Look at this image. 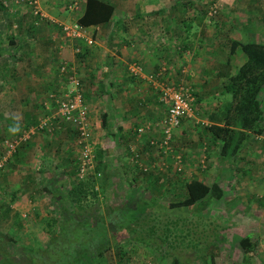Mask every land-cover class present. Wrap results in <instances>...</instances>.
<instances>
[{
    "label": "crops",
    "instance_id": "obj_1",
    "mask_svg": "<svg viewBox=\"0 0 264 264\" xmlns=\"http://www.w3.org/2000/svg\"><path fill=\"white\" fill-rule=\"evenodd\" d=\"M106 1L113 6L108 19L97 22L90 20L82 25L80 36L67 37L61 30V23L78 20L84 12L86 0H39L43 12L41 17L34 13V6L27 1L0 0V123L7 121L21 125L17 120L22 121V119L16 116L17 112L15 114L13 110L7 108L30 107L33 115H30V111L27 112L28 108L23 111L22 122L26 124L30 121L31 124L27 128L33 123H38V115L39 113L41 115L43 109L46 111L44 116L47 115L48 109L45 107L47 100L51 107L55 108L56 104L50 101V94L60 92V87L63 86V80L61 81L63 74L58 71V66L62 60H66L81 79L82 91L89 108L93 143L98 150L97 157H102L106 165L104 169L112 175V180H116L115 186H111L108 181L105 187L111 186L107 189L112 188L113 192H123L122 195L120 194L119 202L134 206L146 204L141 218L143 221L136 226L134 234L130 232L135 238H125L124 246L128 250L126 264H146L147 261L145 262L144 259L154 255V258L159 257V264H174L177 259L176 254H170L171 258L165 260L157 256L160 255L158 253L163 251L173 253L178 250V246H181L178 242L183 238L179 227H183L188 216L195 213L210 217L212 211L209 209L213 208L210 204L212 202L215 205L222 202L224 205L228 204L230 196L227 194L230 193H227L225 183L220 181L217 173L216 179L208 182L202 175H196L194 177L209 184L217 180L223 187L224 199L212 200L203 208L189 207L187 209L192 211L182 215L176 213L174 208L184 205L163 207V211L169 216L168 219L173 222L172 226L174 222H180L177 228L179 230L173 229L167 236L157 233L152 226H145L144 220L154 219L153 206L162 198L160 190L166 187L167 192L172 196L175 194L176 186L181 184L179 179L169 177L168 173H172L169 168L164 167L162 163L157 164L161 157L154 155L153 150L156 148L158 155L163 154L158 147L150 143L151 139L161 137L160 119L166 111L159 98V83L163 80L183 82L194 92L195 101L192 103V110L182 118L178 133L185 134L186 127L192 129L198 125V119L195 118L197 112L200 115V109H206L208 117L200 118L202 125L209 123L211 120L209 115L218 111L229 96L223 91L224 81H227L238 65L246 59V53L240 46L231 52L228 44L232 39L243 42L262 40L261 36L256 38V27L257 22L264 16V9L261 11L255 3L248 5L246 12L241 6H226L224 8H228L225 15L227 19L217 18L212 22L205 14L206 6L188 4V0ZM235 12L240 14L237 15ZM2 19L5 21H1ZM220 28L225 30L219 32ZM91 38L93 41L87 42V39ZM134 63L141 64L142 70L132 71L131 67ZM162 66L166 67L163 74L155 78L148 76L149 73L157 72ZM259 97L264 107V89ZM35 115L38 119L31 121ZM103 117L106 119L107 127L102 124ZM64 125L69 124L63 120L58 121L53 134L48 135L49 137L45 134L37 140L38 137L34 135L28 143L24 141L20 143L14 157H10L7 161L8 165L1 168L7 177L2 187L9 192L11 190L9 194L13 198L19 194L20 196L32 194V190H28L30 186L28 182L37 180L32 173L39 178V181L44 178L46 180L59 171L72 175L77 149H74L73 143H70L71 140L74 141L72 134L69 137L65 135L60 137L63 134H60L59 130ZM141 125H145V128L142 134L138 135L136 129ZM70 126L72 127L71 124ZM176 128L174 131L178 130ZM25 129H21L20 132V127L17 126L19 134ZM197 136H203L208 146L215 147L218 151L219 140H217L218 144H211L206 133H198ZM256 138L257 144L264 145L262 144L264 131ZM204 141L200 143L203 147ZM261 146L258 145V151L264 153V148ZM134 147L136 150L133 151ZM249 147L250 149L248 146L243 149L248 152L253 144ZM136 153L138 158L140 155L138 161L141 163L133 158ZM240 153L244 154L243 151ZM204 156L206 157L205 154ZM26 161L27 163L30 161L28 166H25ZM144 166L149 167V171L141 176ZM163 167L166 172L160 171ZM15 172H18V177ZM162 175L166 178L163 179ZM67 177L68 175L65 179ZM235 185L237 186L238 182ZM251 186L247 185L246 188H254ZM96 187L101 188L100 184H96ZM17 190L18 194H16ZM43 190L46 193L44 188ZM183 191L185 194L186 190ZM240 193L242 192L236 191L232 197L239 198ZM115 195L116 193H113L111 197ZM248 197L249 195L246 197L247 200ZM252 197L256 198V195L252 194ZM46 198L47 200L51 198V194L46 193ZM112 199L110 198L111 202H117ZM245 202L244 206L249 208L247 201ZM23 203L27 201L17 198V205L15 204L14 207L20 210ZM170 208L174 211H170ZM231 209L235 210L236 219L243 220L240 213L243 208ZM214 216L219 218L217 214ZM224 216L228 218L226 213ZM142 224L146 229L140 228L139 225ZM243 227L245 229V224ZM257 227L245 229V235H241V237L248 236L251 247L253 246L250 251L238 247L242 258L245 254L250 256L253 254L250 261L243 258L244 264H263L256 254L261 248L259 237L263 235ZM140 231L143 233L139 237ZM222 234L219 232L213 234L216 245L220 242L219 238ZM253 234L257 236L253 237ZM189 243V239L183 240V248L186 246V250L194 252ZM219 244L221 246L222 242ZM219 249L221 251L222 247L218 249L215 247L213 251L218 250V253ZM198 258L196 259L194 254L188 255L187 261L180 259L178 264H208L209 257L204 260ZM217 259L218 256H215L213 263L216 264Z\"/></svg>",
    "mask_w": 264,
    "mask_h": 264
},
{
    "label": "trees",
    "instance_id": "obj_2",
    "mask_svg": "<svg viewBox=\"0 0 264 264\" xmlns=\"http://www.w3.org/2000/svg\"><path fill=\"white\" fill-rule=\"evenodd\" d=\"M112 10L113 6L106 0H86L84 12L78 22L85 25L90 20H106L111 16ZM237 46L246 53V59L238 65L228 80L224 81L223 91L229 96L218 111L209 115L210 122L201 126L202 133L209 136L211 144H216L219 140L217 152L226 162L221 163V166L227 167L236 166L241 149L246 146L250 149V144L254 147L257 144L256 136L264 131V107L259 97L264 89V31L262 40L243 42L232 39L228 44L231 52ZM101 121L105 127L108 126L104 117ZM105 166L102 157H97L95 170L100 174L77 178L70 186L64 183L44 185L43 188L46 193L51 194L55 205L54 213L45 217L47 237L33 246L23 244L17 247V239L13 237V240H7L8 233L0 229V264H126L128 250L124 247L125 238H135L130 232L134 234L136 226L143 221L141 218L146 204L134 206L125 202H111L105 190L111 174L104 169ZM96 179H99V182ZM96 183H99L101 188H97ZM185 190L182 197L171 200L168 205L200 208L212 200L224 199L223 187L217 180L209 184L198 177H191L185 182ZM89 194L100 195L99 198L96 197L99 200L88 202L86 199ZM132 208L135 210L133 217L129 219L132 226L130 228V225L124 222L126 218L118 216L117 213L128 212ZM4 210L8 214L10 205L6 204ZM16 213L18 214L17 211ZM176 223L174 222L173 226L166 224L161 233L167 236L173 229L179 230ZM18 224L21 225L19 222ZM139 226L146 229L143 224ZM222 226V222H216L212 228L213 234ZM180 229L182 233L183 227ZM142 233L143 231H140L138 236H142ZM214 238L211 236L206 239L205 247L192 245L194 256L204 259L209 256V262L213 263L214 257L219 256L218 250H213L215 247H221L219 243H214ZM222 238L226 239L225 236ZM189 240L195 242L194 237ZM239 245L241 249L248 251L253 248L248 236L241 237ZM111 251L115 261L110 259L108 263H103L105 254ZM160 257L165 258L162 254ZM243 258L246 260L249 257L245 255ZM179 262L180 260L176 259L174 264Z\"/></svg>",
    "mask_w": 264,
    "mask_h": 264
},
{
    "label": "rangeland",
    "instance_id": "obj_3",
    "mask_svg": "<svg viewBox=\"0 0 264 264\" xmlns=\"http://www.w3.org/2000/svg\"><path fill=\"white\" fill-rule=\"evenodd\" d=\"M187 3L192 4V5L193 4H195V5L200 4V6H202V5L206 6V13L205 14L207 15V19L208 20L210 19L212 22L217 18L227 19V17L225 15H226L228 8H224L226 6H228V7L229 6L231 7L233 5L241 6V8L244 9L243 11L246 12V10H248V8H246V7H248V5H250L252 3H255L256 6L261 11H262V9H264V0H188ZM257 4H260V6H258ZM211 6L216 7V11L214 12V14L210 15V14H208V11H209ZM235 13L240 14V12H235ZM229 14H231V13H229ZM232 14H234V13H232ZM263 17H262L261 21L257 22V27H256V33H257L256 38H259V36H261L260 39L263 38V29H264ZM1 21H5V19H2ZM218 30L220 32L221 30H225V29L220 28ZM58 71L60 72L59 66H58ZM62 74H63V79H61V81L63 80V85H64V81L67 80V77H66V75H64V72H62ZM76 75L78 76L77 73H76ZM60 88H63V86H61ZM47 96H48V94H47ZM45 106H46V108H48L47 115L52 116L53 113H55L57 110L56 109L57 106H55V108L51 107L49 100H47L45 102ZM49 106H50V110H49ZM27 108L28 107L19 109V108L15 107L12 109L11 108H7V109L13 110V112L15 114L17 112L16 116L17 117L20 116V119H22V121H23V111ZM2 110H4V109H2ZM200 110H201L200 115L197 112V116L195 118V120L198 119L197 120L198 125L196 127L192 128V129H190L189 127L188 128L186 127L187 132L185 134L178 133L180 126H178L176 128L178 130L173 131V136H172V141H171L172 148H173L172 152H170V153L162 152L163 155H158L157 151H155L156 148L153 150V153H155L154 155L161 157V158H159L160 159L159 162H157L158 160L156 161L157 164L162 163V165H164V167H166L167 169L169 168L172 171V173L171 172L168 173L169 177L173 178V179H179L181 181V184H178V186H176L177 188H176L175 194H172V196L170 195V193L167 192L168 188L165 187V188H162L160 190L162 192V193H160L162 195V198L159 200V202L156 205L153 206V208L155 209L154 219L144 220L145 226L146 227L152 226L155 230H157V233H161L163 227H165L166 224L172 226L173 222L168 219L169 216L167 215L166 212L163 211V207L169 206L168 204L171 200L179 199L181 196L184 195V191H183L185 189L184 179L187 178L186 179V181H187L191 177H194L196 175H202L203 179L208 182L212 179H216L215 176L217 173L220 181H223L225 183L224 186H225L227 193H230V194H227V196H230V198L228 200V204L226 203V205H224L222 202V203H218L215 205L212 202L210 204V207L211 208L213 207V208H212V210L209 209V211H212V215L210 217L207 215H204V214L202 216H199V215H196L195 213L192 216H188L187 220L185 221V223H187V225H185V223L183 224L184 229H183V232L180 234L181 236L183 234V238L181 239L180 242H178V244L181 245V246H178V248H177L178 250H176L173 253H167V252L165 253L163 251V253H158V254L164 255L166 260L171 258L170 254H176V258L178 260H180V259L184 260L185 259V261H187L188 259L186 260V258H188V255L192 256V254H194V252L192 250H190V251L186 250V248H187L186 246H184V248H183V245H184L183 240H188L190 237H194L195 242L190 240V243H189L190 245L205 247L206 242H207L206 239L213 236V232H214L212 229V228H214L213 226L216 224V222H218V223L222 222L224 224V226L215 230V232L223 233L224 236L226 237V239L225 238L219 239L220 242H222V245H221L222 250L220 251V249H219V256H218V259L216 260V264H244V259L242 258L241 253L239 252L240 251L239 250V248H240L239 241H240L241 235H245L244 234V232L246 231L245 229L249 230L250 227H257V225H259L257 227V228H259L258 231H260L261 234H263V235L261 237H259L260 241H261V248L258 249V252L256 254L260 257L262 263L264 264V233H263V230H264V205H263L264 204V153L258 151L259 150L258 145L261 146V144H259V143L256 144L251 150L248 149V152H247V150H241L244 152V154L239 153L238 159L236 161V166L227 167L226 165H224V166H226V169L225 168L222 169L221 163L224 162V164H225L226 162L223 159V157H221V155H219V154L217 155V149H215V147L208 146V142L206 139L203 138V136H197L198 133L202 134V131H201L202 121L200 118H206L207 117V110L206 109H200ZM28 111H30V115H33V111L30 109V107L27 109V112ZM44 114H46V111H44V109H43L41 115H40V113H39L40 116L38 115L39 119H38L37 115H35L31 119V121H34L37 119L39 121L40 118H42L44 116ZM52 120H53L54 129H55L56 123L58 121H61V120L54 118V117H52ZM17 121L21 122V125H16L15 123H8L7 121H3V123H0V163H1L0 164V229L2 231H5L6 233H8L7 240L11 241V239L12 240L14 239L13 237H15L17 239V240H15V241H17V243H16L17 247L21 246L23 244L33 246V245L37 244V242L42 241L47 237V234H46L47 233V230H46L47 229V224H46L47 219L45 217H48L49 213L50 214L54 213V209H55L53 199L49 198L47 200L46 193H44L42 186L44 187V185H48L49 183L50 184L53 183L56 185H58L60 183H64L65 185L70 186L74 181L77 180V165H78L79 146L77 143L75 133H72V132H74V130L70 126V123L66 121L69 125L68 126L64 125V127H62L61 130H59V131H60V134H63V135H60V137L64 136V135H65V137L66 136L69 137L72 134V137L74 138V141H72V140L70 141V143H73V148L77 149V153H76V156L74 158V163H73V167H72V175H70L68 172L59 171V172L53 173L52 174L53 176L48 175L49 177L46 178V180L44 178V179H42V181L41 180L39 181V178L35 177L34 173H32L33 177L35 179H37V180H31L30 182H28V183H30L28 190L31 189L32 194H30V196H27V194H26L27 197L25 195L20 196V194H19L16 196V198H13V196H11L9 194L11 192V190L9 192V191H6L2 187V183L7 180V177H6V174L1 170V168L8 165L7 161L10 159V157L11 158L14 157L15 150H17V147L19 146V144H18L16 146V149L14 151H11L8 148L9 147L7 145L8 142L11 141L12 139H14L16 136H18L19 131L21 132V129L27 128V126H29V124H30V121L26 124H24L21 120H17ZM33 124H32V126L36 125V124H34V125ZM17 126L20 127L19 131H17ZM54 129L52 130V132H54ZM52 132L45 130V129L42 131L37 129L34 133L31 134V136L29 138H27V140H24V142L28 143L29 140L32 139V137L34 135H36L38 137L37 140H39L45 134H46V136L53 134ZM175 132H177V133L174 134ZM38 134H40V135L38 136ZM202 140H205L204 141L205 142L204 147L200 144L202 142ZM262 144H264V143H262ZM261 147L264 148V145H262ZM134 150H136V147L133 148V151ZM253 153H255L256 155H254ZM97 154H98V150L96 148V160H97V156H98ZM176 154H179L181 157V161H182L181 162L182 163L181 170H175L174 169L175 168L174 157ZM204 154L206 155V157L204 156ZM19 159L22 160L21 158H19ZM131 159H132V155H131ZM184 159H185V161H187V163H185ZM139 160H140V155H139ZM189 161H190V163H189ZM138 162H140V161H138ZM29 163H30V161H28V163L26 161L25 166H28ZM142 163H144V161ZM23 164H24V162H23ZM203 164H206V166L205 165L203 166ZM164 167L162 169H160V171L166 172L167 170H163ZM227 168H228V170H227ZM221 170H223V171H221ZM142 171H143L142 174L140 173L141 176L145 175L146 171H149V167H148V170H146V171L142 170ZM159 172H157V173L159 174ZM15 175H16V177H18V175H19L18 172H15ZM67 175H68V177L65 179V177ZM86 176H88V175H86ZM162 177H163V179L166 178L165 175H162ZM160 178H159V180H160ZM112 179H113L112 175H109V179L107 181L110 182V185L112 184L111 186H113V185L115 186L114 182L116 180H112ZM96 180H98V182H99V179H96ZM234 182L235 183L238 182V185L236 186ZM232 183H234V185ZM96 184H99V183H96ZM247 185H252V186H254V188H250V187L246 188ZM111 186H108V187H111ZM108 187H106V189H105L107 192V198H109V199L113 198L112 200L119 201V197L122 195L123 192H121V191L118 192L116 190H115L116 192H113L111 190L112 188H110V190H108L107 189ZM117 189H118V187H117ZM90 190H91V186L89 187V191ZM251 190L253 192H249ZM236 191L242 192V193L239 194L240 195L239 198L234 199V197H232V196L234 195L233 193ZM112 192L116 193L115 197H111L113 195ZM12 194H14V192H12ZM16 194H18V190L16 191ZM252 194L256 195V198L252 197ZM96 195L93 196V195L89 194L88 195L89 197L86 200L88 202L99 200V199H96V197L99 198L100 195H97V196ZM248 195H249V197L247 200L246 197ZM260 195H262V196H260ZM17 198H19V200L22 199V200L27 201V203H23L20 210H17V208L14 207L16 204ZM9 201H10L9 205H10L11 210L7 214V212H5V210H4V208H5V205L8 204ZM245 201H247L249 208H246L244 206V205H246ZM234 202H235V204H234ZM253 206H255V207H253ZM232 207L238 208L239 210H241V208L244 209L243 210L244 212L243 211L240 212V213H242L241 218L243 220L240 219L241 220L240 221L234 217L235 210L231 209ZM187 208H189V206L184 205V206H181L178 208H174V210L176 213H181V215H182V214H186L188 212L190 213L192 211L190 209L188 210ZM134 210L135 209L132 208L128 212L124 211L122 213H117L118 216H120V217L124 216L126 218V221H124V222L126 223V225H130L129 226L130 228H132V226H131V224H129V219H130V217L131 218L133 217V211ZM15 211H17L18 214L17 213L15 214ZM170 211H172L171 208H170ZM224 212L228 215L227 219L224 216L225 215ZM215 214H217L219 216L218 219L216 216H214ZM248 216L250 218H248ZM18 222L21 223V225H19ZM178 222L176 223L177 226H179V223H180V222L179 223ZM243 224H245V229L243 227ZM180 228L181 227H179V229ZM188 230H189V232H188ZM248 230H247V232H248ZM252 236L256 237L257 234H253ZM216 237L219 238L218 236H216ZM157 247L161 248V246H157ZM245 255H248V254H245ZM157 256H160V255H157ZM251 256H253V254ZM251 256L248 255L249 258L247 260L250 261ZM113 257L114 256H113L112 251L110 253L105 254L104 258L102 259L103 263H108L110 259H112V261L114 262L115 260L113 259ZM154 257H155V255H154ZM154 257H151L148 259L145 258L144 259L145 262L147 261L146 264H159V262H158V261H160L158 259L159 257H156V258H154ZM196 259H199V258L196 257ZM201 259L204 260V258H202V257H201ZM149 260L151 262H149ZM209 261H210V259L208 260V264H212ZM213 264H215V263H213Z\"/></svg>",
    "mask_w": 264,
    "mask_h": 264
},
{
    "label": "built area",
    "instance_id": "obj_4",
    "mask_svg": "<svg viewBox=\"0 0 264 264\" xmlns=\"http://www.w3.org/2000/svg\"><path fill=\"white\" fill-rule=\"evenodd\" d=\"M34 6V13L43 16L39 0H24ZM216 7L211 6L208 14H214ZM82 24L78 20L69 23H61V30L65 36L77 37L81 35ZM93 39H87L91 43ZM79 50V48H77ZM142 65L134 63L131 67L132 71H141ZM60 72H64L67 80L64 81L63 88L58 93H51L50 97L56 106L57 110L53 115H45L34 126L28 127L22 131L18 136L8 142V148L11 151L16 149V146L27 140L37 129L51 131L54 129L52 117L67 121L72 125V129L76 135L77 143L79 146L78 165H77V178L82 179L86 175L100 174L95 170L96 162V148L93 143L92 124L89 115V108L85 101L82 91V83L79 76L76 75L73 67L66 61L62 60L59 65ZM166 67H161L155 73H149L150 78H155L164 73ZM160 100L165 106V113L160 119L162 135L159 139H151L150 143L159 148L161 152L170 153L172 148L173 131L181 123V118L187 116L192 110V103L194 95L192 89L183 82H174L163 80L159 83ZM46 107V106H45ZM48 109V108H47ZM50 110V106H49ZM145 128L141 125L137 128V134L140 135ZM133 158L138 161V153ZM175 170H181L182 161L179 154L174 157ZM148 167L144 166V169ZM118 264V263H114Z\"/></svg>",
    "mask_w": 264,
    "mask_h": 264
}]
</instances>
